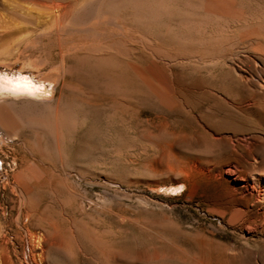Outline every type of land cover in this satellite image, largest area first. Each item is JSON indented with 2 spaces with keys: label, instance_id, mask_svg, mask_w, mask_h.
I'll return each mask as SVG.
<instances>
[{
  "label": "rangeland",
  "instance_id": "374dc122",
  "mask_svg": "<svg viewBox=\"0 0 264 264\" xmlns=\"http://www.w3.org/2000/svg\"><path fill=\"white\" fill-rule=\"evenodd\" d=\"M171 7L177 17L195 19L186 24L162 17L155 24L157 36L172 44L186 39L187 45L196 42L198 28L205 31V38L229 36L225 65L210 68L212 81L221 87L240 73L264 93V0H179ZM236 15H245L248 21L238 25ZM0 16L13 26L9 34L0 36V76L17 80L28 76L33 84L28 89L20 83V92L0 95V264H194L201 243L209 240L241 251L232 264H264V232L248 230L240 215L232 213L253 207L247 195L235 193L233 176L226 173L227 168L238 176L253 173L246 149L237 155L204 154L193 148V144H204L203 138H193L172 115L159 118L154 109L137 100L131 108L114 102L106 115L93 118L86 91L106 90L120 99L124 92L135 91L139 80L135 71L93 68L83 79L66 84L61 69L53 64L55 42L48 38L24 41L26 26L5 10L0 9ZM218 46L211 51L220 52ZM251 57L259 59L256 69ZM184 62L188 66L183 67L193 71ZM180 65L174 71L182 69ZM155 71L163 82L175 83L168 69ZM76 73L83 75L74 68L67 76ZM57 102L61 109L84 118L74 132H64L59 140L33 122ZM263 108L264 104L258 106L254 119L249 117L235 128L242 133L257 130L263 137ZM262 143L256 148L264 159ZM28 232L43 234L42 260L38 243L29 240ZM69 235L77 244L68 242ZM90 235H100L107 244L117 243L115 262L107 251L106 255L96 249L90 252L86 237ZM124 235L130 241L128 248L119 243ZM55 240L65 248L53 246Z\"/></svg>",
  "mask_w": 264,
  "mask_h": 264
},
{
  "label": "bare ground",
  "instance_id": "6f19581e",
  "mask_svg": "<svg viewBox=\"0 0 264 264\" xmlns=\"http://www.w3.org/2000/svg\"><path fill=\"white\" fill-rule=\"evenodd\" d=\"M178 1L179 0H0V9L7 11L8 14H11V17L13 16L14 19H19L23 23V26H26L27 34L24 41L48 38L55 42L56 51L51 55L56 59L53 61L55 62L53 64H56L55 67L61 69V75L66 84H71L74 80H81V78L86 76L93 68L104 69L106 67H124L123 69L127 71L132 72L131 69L135 71L139 77V80L136 79L137 81L135 82V91L132 93L124 92L126 94L120 97V99L111 96L106 90L86 91L88 96L87 101L91 104L93 118L98 119L100 117L102 118L104 114L106 115L108 107L114 106V102L119 101L128 108L129 106H133L137 100V102L140 101L145 106L154 109L159 118L162 116L171 117L170 115H172L174 120L178 121L180 127L190 132L193 138H203L205 143L193 144V148L202 151L204 154L216 156L218 154L231 153L234 155L235 152H240V149H246L253 161L250 160L252 163L247 162L251 163L253 166V170H250L253 171V173L241 174V176H238V174L235 175L236 173L233 172L234 169L232 171L231 168H227L226 173L233 176V181L235 182L233 188L235 189V193L236 191L239 192V194H237L240 197L241 195H247L245 198L253 207L251 206L252 208L250 209H233L232 213L240 215L242 225H245L248 230H260L264 232V159L260 157L258 148H256V146L262 142L264 145V136H259L257 130L242 133L235 128L240 122H245L249 117L251 118L257 115L258 106L260 107L264 104V93L259 89L262 87L259 85V87L255 86V83L251 80L244 81L245 77L240 73L236 75L237 77L235 76L236 78L234 77L235 79H227V83L221 84V87L212 81V76L210 77L212 71H210V68L218 66V64L225 65L223 60H225L227 53L225 54L224 51H226L228 39H231L228 38L229 36L226 37V39H216L217 36L216 38H205L206 35H203L205 31L198 28L194 33L195 39L192 38L196 40V42L192 43L190 41L192 44L190 43L191 45H187L184 42H188V40L184 38V42L172 44L160 38L161 35H156L155 32L158 31H155V24L158 23V20L162 17L174 19V21L177 19L186 24L195 19L188 20L176 16L171 6ZM88 12L90 16L87 15V19L84 15ZM253 17L255 20V16ZM233 19L238 25L248 21L245 15H236ZM223 22L225 21L223 20ZM6 23L3 17L0 20V36L5 32L8 33V29L11 25L9 26L8 23ZM9 24H11V22ZM218 26L220 27V25ZM191 27H193V25ZM223 27L221 28L222 31L224 29ZM222 31L219 32L220 35H222ZM222 36L219 38H222ZM218 45L220 46V52L218 50V52L215 50L211 51ZM253 49L255 50L256 48L254 47ZM170 50L174 52H170ZM228 55L230 56L232 53ZM235 55L239 56V53ZM246 57L248 59L250 58L248 54H246ZM250 60L253 63L252 66L256 69L259 64V59L258 61L253 60L251 57ZM184 61L190 64V66H193V71L184 68L188 66L182 65ZM138 62H143L145 67L142 68L141 64ZM243 62L247 65V60L245 61L244 59ZM178 64L184 67L174 71V67ZM74 68L80 70V72L82 71L83 75L81 76L79 73L70 74L69 78L67 74ZM165 68L174 76L173 80L175 79V83L172 80V83H169L170 81L165 83L160 76L157 75L156 69L165 70ZM31 82L28 76H25L22 80L11 79L8 76H0V95L20 92V83H23L24 86L26 85V88L30 89L33 85ZM83 119L84 118L81 119L76 112L61 109L57 102L52 110H49L44 116L42 115V117L36 118L33 122L38 130L50 133L52 138L59 140V137L62 136L64 132H74ZM256 119H258V117H256ZM256 123H258V121ZM261 129L263 130V134H261L264 135V127ZM180 132H178V134H180ZM245 138H248V140H245L246 142L244 141ZM251 144L254 145L252 146L255 147L256 150L252 147L250 148ZM244 158L246 160V156ZM245 160L244 162H246ZM244 165H246V163ZM247 166L248 165L244 166V168ZM22 199L24 198L22 197ZM235 199H237V197ZM246 207H248V205ZM35 213L36 212H34V214ZM28 215L30 214H27V216ZM40 218L41 216L38 219ZM56 224H54V227L58 230V227L55 226ZM63 232L67 233L68 231L63 229ZM28 233L30 234L29 240L38 243L39 253L37 254L42 260L46 248L41 243L43 234L41 236L34 232ZM86 237H88L90 241L87 243L90 252L95 249L101 253L107 251L108 258L110 256L112 262H115L117 251L114 250V242L107 244L100 235H90ZM68 240L70 244H77L76 239L71 236ZM119 243L120 246L123 245L128 248L130 245L128 236L124 235L123 240ZM201 244L202 246L199 248L200 255L194 264H232L235 260L239 259L241 254V251L235 248L231 249L230 247H226L215 241L213 242L212 240L208 242L204 241ZM53 246L56 248L64 247L56 240L53 242ZM31 248L32 247L29 245L28 249L30 251ZM104 255L106 254L104 253Z\"/></svg>",
  "mask_w": 264,
  "mask_h": 264
}]
</instances>
